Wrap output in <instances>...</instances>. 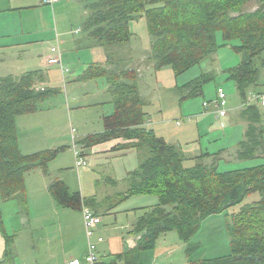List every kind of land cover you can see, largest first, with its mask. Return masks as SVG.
Listing matches in <instances>:
<instances>
[{
	"label": "trees",
	"instance_id": "trees-1",
	"mask_svg": "<svg viewBox=\"0 0 264 264\" xmlns=\"http://www.w3.org/2000/svg\"><path fill=\"white\" fill-rule=\"evenodd\" d=\"M245 1L248 0H95L88 6L90 13L84 27L95 45L114 56V50L121 47L122 51L131 39L130 23L144 14L151 37L144 67L158 71L169 66L176 75L213 56L218 50L216 33L221 31L226 42L241 41V61L227 75L235 82L238 94L245 98L248 91L261 93L259 89L264 87V58H261L264 0H250L257 8L248 12L242 10ZM250 28L253 29L249 31ZM126 60L121 56L119 64L111 69L113 59L107 62L108 67H90L86 71L93 78L106 77L115 113L105 120V133L91 136L85 142L95 145L119 137L138 140L132 147L146 156L125 179L127 197L156 195L161 202L135 223L134 233L139 235L136 246L108 264H140L137 261L141 251L153 248L158 237L170 231H176L190 244L206 218L240 206L253 192L261 195L260 200L241 206L231 215L228 227L231 254L201 259L194 264H264V165L225 172H219L215 162L186 168L182 151L156 138L144 126L147 101L139 95L137 71L120 67ZM213 75L202 74L197 80L177 87L180 100L202 95ZM44 79L41 71L0 78V202L17 200L27 208L26 173L45 170L56 156L53 152L23 155L15 122L16 116L37 112L40 102L58 93L56 89H42ZM260 108L253 104L241 110L246 130L237 144L238 161L264 159V114ZM49 189L62 206L80 203L79 195L70 193L61 181ZM2 223L0 212V226ZM11 241L8 237L6 258L12 256ZM192 250L191 245L188 252Z\"/></svg>",
	"mask_w": 264,
	"mask_h": 264
},
{
	"label": "rangeland",
	"instance_id": "rangeland-1",
	"mask_svg": "<svg viewBox=\"0 0 264 264\" xmlns=\"http://www.w3.org/2000/svg\"><path fill=\"white\" fill-rule=\"evenodd\" d=\"M238 5L239 3L237 7ZM256 8V3L248 0L244 2L242 10L248 12ZM68 11L73 15V21L77 10L72 7ZM89 13L88 10L87 17ZM47 20L50 25L49 17ZM63 26L65 45H62L60 40V46L56 42L54 45H43L40 50L38 46H34L33 50L25 51L23 54V58L32 64L43 62L39 67V70L45 72L43 84L46 88L56 89L58 93L40 102L37 112L16 116L19 145L25 146L23 152L30 155L44 152L56 153V156L48 162L45 170L39 168L40 171L45 172L42 174L43 177L48 178V182L62 181L66 183L70 191L84 195L87 206L96 210L102 218L103 227L108 231L103 233L104 239L126 236L134 222L161 201L156 195L136 194L125 198L128 190L125 182L127 174L139 167L140 162L146 156L144 153L141 154L135 149L111 151L106 145H101L97 151L85 147L83 140L96 135V132L103 131V116L111 115L115 111L111 98L113 95L107 92L106 77L83 79L84 66L92 60L91 51L77 48L74 41L83 38L84 32L79 36L74 35L76 27L71 25V28L67 19L63 22ZM252 29L250 28L249 31ZM130 33L131 39L122 51L121 47H117L113 52L114 56L112 53H105L107 62L113 59V64L109 66V69L118 63L121 56L134 60L132 64L127 60L124 61L120 65L124 69L134 68L135 64L144 66L151 46V37L144 14L131 23ZM31 36L36 44L40 36L36 34ZM216 41L218 50L213 56L206 58L200 65L194 66L181 75H176L169 66L158 70L163 73L159 79L153 68L145 71L140 87L142 96L147 101L145 112L152 121L148 129L158 139L164 136L170 141L181 144L187 139L194 138L192 134L183 133V129L205 119L204 127H206L205 130L202 129L198 143L208 150L209 155H212L210 157L212 160L216 158L214 162L219 172L264 165V159L238 161L235 154L237 144L243 138V129L240 126H231L229 120L227 121L228 126L224 129L217 119V108L213 102L219 88L224 90L228 101L237 100L234 83L228 80L226 71L239 65L241 41L226 42L221 31L216 33ZM52 47L60 48L62 65H48L47 60L53 56ZM31 54L34 57H28ZM261 58H264V53ZM62 66L68 70L65 76L62 74ZM33 68L37 69V67ZM212 72L214 79L204 86L202 95L184 101L180 100L176 92L177 87H183L200 78L202 74ZM170 81L174 84L169 85ZM259 91L264 93V87H261ZM248 99H251V96H248ZM204 102L209 103L208 108H204ZM260 109L264 114V107ZM75 150L84 154L88 162L87 166L79 169V172L75 163ZM221 150H225L224 156L214 155L223 152ZM206 164H211V161ZM191 166H193L191 163H185L186 168ZM25 177L29 180L30 186L26 193L27 208L13 200L0 204V208L4 227L9 234H14L10 242L13 258L18 255L21 264H35L37 260H41L47 230L58 228L54 224L59 225V221H65L67 218L70 219L74 228H80L81 225L70 209L52 207V199L44 191L37 173L30 171ZM260 198L261 195L253 192L244 199L240 206L206 218L199 231L192 236L190 244L184 242L176 231L160 235L153 248L141 251V262L143 264H194L201 259L230 255L228 227L232 222L231 215L237 213L241 206L255 203ZM58 212L60 217L57 216ZM45 220L44 224L51 223V225H42ZM64 228L67 231L69 229L65 226ZM74 231L76 232L74 236L78 239L82 232ZM72 239L75 241V238ZM191 245L193 250L189 253L187 251Z\"/></svg>",
	"mask_w": 264,
	"mask_h": 264
},
{
	"label": "crops",
	"instance_id": "crops-1",
	"mask_svg": "<svg viewBox=\"0 0 264 264\" xmlns=\"http://www.w3.org/2000/svg\"><path fill=\"white\" fill-rule=\"evenodd\" d=\"M46 1L47 0H0V78L8 77V76L17 77L26 72H31V71H41L45 78V72L43 70H39V67L40 65L43 64V62L32 64L31 62L26 61L23 58L24 57L23 54L25 51L33 50L32 47L34 46H38L39 50L42 48L43 45L44 46H48L49 44L54 45L55 42L57 43V45L60 46V42H59L60 40H61L62 45H65L66 42L64 41L65 32H64L63 22L65 21V19H67V22L69 23L70 27L71 25H74V27H76V29L74 30V35L79 36L80 33L84 32L83 38H81L80 40L74 41L77 48L87 49L91 51L92 60L91 62H89L88 64L84 66L85 74H83V79L84 80L94 79V78L97 79L99 76L93 78L90 75H86V71L90 67H94L95 69L97 67H99L100 69L108 67L106 55H105V49L103 47L95 45L94 41L88 37L87 33L85 32L86 30L84 27L87 14H88V6L89 4L93 3L95 0H59L58 2H55L53 4H47ZM72 7L76 8L77 10V15L73 21H72L73 15L71 14V12L69 13L68 11V9ZM47 17H49V19L51 20L49 21L51 23L50 25L48 23ZM130 25H129V29H130ZM33 34L40 36L36 44H34L33 42L34 40L31 36ZM132 50H133V47H132ZM7 51H12V52H7ZM28 57H34V56L33 54H31ZM127 61L131 62L130 64H132V62L134 63L133 59L131 60L127 58ZM47 63H48V60H47ZM136 63L138 62L136 61ZM48 65L50 64L48 63ZM33 67H37V69H34ZM149 68L151 67L149 66L144 67V66H141L140 64H135V67L131 68V69H135L138 73L139 95L142 99H144V101H146V98L142 96L143 94L141 92L140 83L142 82L143 77H145V73H146L145 71ZM162 76H163V73L161 71H156L157 79H159ZM228 80H230L229 77H228ZM233 83L235 86L237 100H235V102H232L231 100L228 101V108H229L228 116L221 118V117H218V115L216 114L217 110L215 111L214 109V112L217 115L218 117L217 119L220 121V125L222 128L225 129V127L228 126L227 121L229 120L231 126H240L243 129V137H244L246 126L244 125L243 119L241 117V110L242 108H244L243 107L244 102H245L244 100H246V98L248 99V96H250L253 92L251 90L248 91L246 97L242 98L237 92L236 84L234 81ZM173 84L174 82L170 81L169 85H173ZM40 87L42 89L46 88V86L43 83L40 84ZM106 89H107V92L111 93L108 89V85L106 86ZM111 98L114 104L113 96ZM145 108H144V111H145ZM114 110H115V105H114ZM114 113L115 111L111 115L103 116L104 129L103 131L96 132L95 133L96 135H93V136H98V135H102L103 133H105L106 131V121L105 120L112 117ZM204 123H205V119H202L200 121H197L195 125L192 124L190 127L184 128L183 133H187L186 135L192 134L194 136L193 139L191 140L187 139L185 140L184 143L177 144L176 142L168 140V138L164 136H162V138L160 139L162 140L165 139L166 141L165 140L164 141L167 142L168 144L174 145L175 147L179 148L182 151V153L185 155V158H186L185 163L186 162L191 163L194 166L197 163H201V162L208 163L209 161H211V164H212L216 158L212 160L210 158L212 155H209L208 150H205L202 144L198 143V137L201 136L202 129L205 130V127H206V126L204 127ZM150 124H152L151 118L147 117L146 122L144 123V126L148 129L149 128L148 126ZM87 138L88 137H86L83 140L85 147L88 149L92 148L93 150H96V151L99 150L98 147H100L101 145H106V147L110 148L111 151H118V150L128 151L132 149L137 150V148L132 147L138 142V140L136 139L128 140L123 137H119V138L105 141L103 143H99L95 145H88L85 142ZM19 147H21L20 150L23 154L30 155V154L23 152V149L25 146L22 147V145L21 146L19 145ZM43 150H49V149H43ZM139 152L141 154L143 153V151H139ZM224 153H225V150L221 153H218V154L216 153L214 155L224 156ZM84 157L86 158L85 155ZM39 171H40L39 169H34L31 172L38 174V177L41 179V185L44 187V191L48 194V197L52 199V207L53 208H56V207L63 208L64 207V208L70 209L77 216L78 220L80 221L81 227L74 228L70 223V219H67V218L65 221L64 220L59 221V225L54 224L58 228L56 230L52 228L51 231L47 230L45 242H43L41 260L40 261L37 260L35 264H65L67 261L72 260V259H79L83 261L88 252V241L86 237L84 221H82V218H83L82 211L85 207H88L86 203V198L84 197L83 194L79 192H72L69 190L70 193L72 194L79 193L78 195L80 197V203L73 205V206L72 205L70 206L60 205L53 198V196L50 193V189H49L53 183L59 180L48 182L47 180L48 178L45 179V177H43L42 175L45 172H42V171L39 172ZM77 171L79 172V170ZM25 185H26V192H27L28 187L30 188V186H29V180H27L26 177H25ZM129 197L130 196L127 197V192H126L125 198H129ZM13 201H17V200H13ZM2 203L4 204L6 202H0V204ZM0 212H1V208H0ZM57 216L58 217L61 216L59 212L57 213ZM65 217H67V214H65ZM141 217H139L138 219H140ZM138 219L134 222V225L138 221ZM45 222L46 220L43 221L42 225L44 226L51 225V223L44 224ZM134 225L132 226L131 230H128V233L126 236H113V237H110L109 239L106 238L104 243H101L100 245H98V255L103 264L110 263L111 260H113L114 257H116L117 255L125 254L126 252L132 250L136 246L137 241L139 240V235L134 233ZM64 226L69 228L68 231L67 229L64 228ZM72 228H74V230H77V231L79 230V232L80 231L82 232V235L79 236L78 239L74 236L76 232ZM8 232L9 231H7V229L4 227L2 223V226H0V264H3L4 262L6 264H21V262H19L18 255H16L14 258L13 256H11V258L5 257L6 249H7V244H6L7 238L8 237L13 238L14 236V234L11 235ZM107 232L108 231H106L105 227H103L101 223L99 226L97 235L104 237L103 233H107ZM72 238H75V241H73ZM137 262H139L140 264H143V262H141L140 255H139V259Z\"/></svg>",
	"mask_w": 264,
	"mask_h": 264
},
{
	"label": "built area",
	"instance_id": "built-area-1",
	"mask_svg": "<svg viewBox=\"0 0 264 264\" xmlns=\"http://www.w3.org/2000/svg\"><path fill=\"white\" fill-rule=\"evenodd\" d=\"M59 0H47V4H53L58 2ZM59 46V45H58ZM52 57L48 59V63L52 66L54 65H62V53L60 48L52 47L51 48ZM68 70H65L62 66V74L65 76ZM251 99H247L244 103L243 107L250 106L256 104L260 107H264V93L253 92L251 95ZM213 104H215L217 108L218 117H226L228 116L229 108H228V98L222 88H219L216 93V97L214 99ZM204 108L209 107L208 102H204ZM75 152V163L76 168L79 170L82 167L87 166L88 162L84 155L78 151ZM83 221L86 231V237L88 241V252L83 261L79 259H72L67 261L65 264H100L101 259L98 255V245L104 243L105 239L101 236L97 235L100 224L102 223L101 216L92 210L89 207H85L82 211Z\"/></svg>",
	"mask_w": 264,
	"mask_h": 264
}]
</instances>
